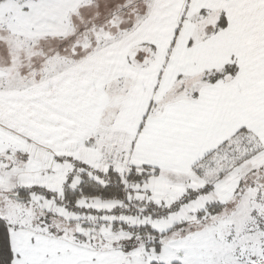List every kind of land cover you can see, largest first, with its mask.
I'll return each instance as SVG.
<instances>
[{
    "label": "snow or ice",
    "instance_id": "6c2138e0",
    "mask_svg": "<svg viewBox=\"0 0 264 264\" xmlns=\"http://www.w3.org/2000/svg\"><path fill=\"white\" fill-rule=\"evenodd\" d=\"M0 264H264V0H0Z\"/></svg>",
    "mask_w": 264,
    "mask_h": 264
}]
</instances>
